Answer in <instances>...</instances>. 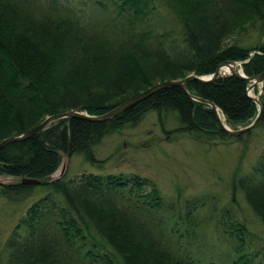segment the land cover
Wrapping results in <instances>:
<instances>
[{
	"label": "trees",
	"instance_id": "obj_1",
	"mask_svg": "<svg viewBox=\"0 0 264 264\" xmlns=\"http://www.w3.org/2000/svg\"><path fill=\"white\" fill-rule=\"evenodd\" d=\"M257 22L264 32V0H0V142L49 116L104 115L157 83L210 76L224 62L243 63L246 77L258 76L264 41L228 44ZM185 88L213 103L232 131L257 115L248 84L234 76ZM259 102L252 129L264 122V81ZM148 114L162 130L172 116L173 133L207 145L244 144L253 132L226 133L208 105L169 87L110 120L63 118L8 144L0 151V176L15 183L0 187L1 195L12 200L31 191L35 185L23 180L38 181L43 195L7 239L6 264H264V239L230 202L206 208L214 210L212 232L225 249L220 262L207 260L200 246L203 195L178 193L173 201L136 172L52 179L63 155L100 168L99 141ZM230 192L232 199L241 194L264 225V149L249 173L235 170Z\"/></svg>",
	"mask_w": 264,
	"mask_h": 264
},
{
	"label": "rangeland",
	"instance_id": "obj_2",
	"mask_svg": "<svg viewBox=\"0 0 264 264\" xmlns=\"http://www.w3.org/2000/svg\"><path fill=\"white\" fill-rule=\"evenodd\" d=\"M262 32L260 23L257 22L250 25L245 33L228 40V44L236 39L241 42L250 41V44L264 41ZM261 33L263 38L260 37ZM261 93L262 85H258L247 94L259 100ZM250 122L251 120L239 124L233 129L245 128L253 121ZM176 125L174 118L170 116L167 118L166 128L162 130L156 115L148 114L138 124L127 125L123 130L114 131L99 141L95 147V156L102 164L100 168L86 162L79 155H63L52 179L64 176L75 180L82 173L98 171L136 172L152 179L161 192L173 201L178 193L183 197L203 195L205 206L199 211L198 218L200 246L207 260L219 259L223 262L225 249L212 232L213 222L209 219L214 210L206 209L211 205L218 210L229 202L234 204L232 211L237 217L246 223L248 229L264 239V225L251 214L241 194L236 193L232 199L230 192V182L235 170L239 168L243 175L249 173L256 157L264 149V122L251 130L253 132L244 144L233 142L215 145L195 141L188 134L173 133ZM12 183H15L13 179L0 176V187ZM31 185H35L31 191L12 200L3 197L0 192V264L7 262L5 244L19 219L43 195L39 185Z\"/></svg>",
	"mask_w": 264,
	"mask_h": 264
},
{
	"label": "water",
	"instance_id": "obj_3",
	"mask_svg": "<svg viewBox=\"0 0 264 264\" xmlns=\"http://www.w3.org/2000/svg\"><path fill=\"white\" fill-rule=\"evenodd\" d=\"M242 67H243V63H237V62L229 61V62H224L223 64H221L217 68V70L214 74L207 76V77H198L195 75H189L182 80L157 83V84L153 85L152 87H150L149 89L145 90L144 92L140 93L139 95L135 96L134 98L127 100L126 102L122 103L118 107L114 108L113 110H111L108 113L101 115V116H95V117L94 116H88L84 113H78V112L72 111V112H66V113L46 117L35 128H33V129H31V130H29V131H27V132H25L19 136H13V137H9V138L2 140L0 142V151L5 146H7L8 144L18 143V142H22V141H25L27 139L32 138L38 132L42 131L45 127H47L50 123H52L56 120H59V119L75 118V119H80V120L89 121V122H104V121L110 120L111 118L115 117L116 115H118V114L126 111L127 109L133 107L134 105L142 102L143 100L148 98L150 95H152L156 91L164 89V88H169V87L180 88L184 92V94L186 96H188L189 98H191L192 100L197 101V102H202V103H205L206 105H208L213 110V112L215 113L220 127L226 133H228L232 136H238L240 134H243V133L251 130L256 125V123L258 122V119H259V117L261 115V111H262L261 103L259 102V100L250 97L253 100V102L258 106V113H257L255 119L253 120V122L245 128L232 131L223 124V122L220 118V115L218 113V109L215 107V105L209 101H204V100H201L197 97L192 96L187 91V89L185 88V83L194 81L197 83L205 84V83L213 82V81H215L219 78H222L226 75L234 76L235 78H237L239 80L245 81L248 84L247 91H252L255 87H257L258 85H261L263 83L264 71L262 74L255 76V77H246L242 71ZM22 183L23 184H38V181L23 180Z\"/></svg>",
	"mask_w": 264,
	"mask_h": 264
}]
</instances>
